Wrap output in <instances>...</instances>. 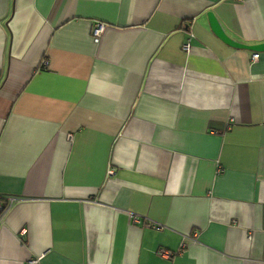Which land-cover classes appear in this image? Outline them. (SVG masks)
Returning a JSON list of instances; mask_svg holds the SVG:
<instances>
[{"label":"crops","instance_id":"0c3cea01","mask_svg":"<svg viewBox=\"0 0 264 264\" xmlns=\"http://www.w3.org/2000/svg\"><path fill=\"white\" fill-rule=\"evenodd\" d=\"M8 194L0 264H264V0H0Z\"/></svg>","mask_w":264,"mask_h":264},{"label":"built area","instance_id":"2783aa9c","mask_svg":"<svg viewBox=\"0 0 264 264\" xmlns=\"http://www.w3.org/2000/svg\"><path fill=\"white\" fill-rule=\"evenodd\" d=\"M104 26H105V22L101 19H97L94 21L92 27H91V35L93 37L94 40H98L103 29H104ZM184 47L188 48L189 47V43H184ZM258 56V52L254 51L252 53V57L253 58H256ZM44 62L46 63L47 60L45 59ZM72 136V132H68V137H71ZM110 172H113L114 169L113 168H110L109 169ZM17 198L16 195L14 194H8V195H5L3 197H0V217H1V214L2 212L13 202L15 201ZM140 215L138 214H134L133 215V218L134 220H140ZM157 226L160 225V223H156ZM250 233V232H249ZM197 235V230L196 229H193L192 231H188L186 233L183 234V238L182 241L180 242V247L183 246L186 242V238H195ZM249 236H251V233L248 234ZM158 252L161 254V255H164L166 257H169L171 256L174 252H176V249H169V248H166V247H160L158 248ZM38 260V256H32V257H29L27 259V262L26 264H33L35 263L36 261Z\"/></svg>","mask_w":264,"mask_h":264},{"label":"water","instance_id":"95a60500","mask_svg":"<svg viewBox=\"0 0 264 264\" xmlns=\"http://www.w3.org/2000/svg\"><path fill=\"white\" fill-rule=\"evenodd\" d=\"M208 17H209V22H210L212 29L217 33V35H219L225 41H227L233 45H241V46H246V47H250V48H254V49L262 47L263 43H245V42L239 41V40L231 37L223 29L220 21L218 20V18L214 14L213 10L208 11Z\"/></svg>","mask_w":264,"mask_h":264}]
</instances>
